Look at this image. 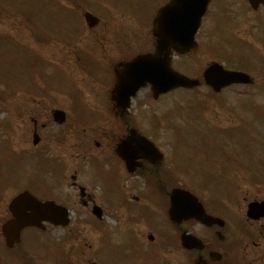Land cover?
<instances>
[{
    "label": "rangeland",
    "instance_id": "obj_1",
    "mask_svg": "<svg viewBox=\"0 0 264 264\" xmlns=\"http://www.w3.org/2000/svg\"><path fill=\"white\" fill-rule=\"evenodd\" d=\"M158 1L0 0V177L4 179H0V183L12 181L9 183L10 194L0 201V232L1 223L9 217L8 204L11 196L16 192L28 189L42 198L57 194L53 189L56 180L64 177L66 172L63 169L68 167L67 179L71 183L70 176L75 173L76 164L81 165L83 180L87 183V177L93 173L88 158L93 155L92 153L100 154L108 150L107 143L114 141L113 137L105 139L98 137L97 140L101 141L102 145L99 149L94 144L91 147L90 139L94 138L91 129L99 125L114 126V118L109 113L104 117L109 102L95 101L92 96L85 94H89L91 84H88L89 70L85 68L87 64L80 47L103 46V43L97 42L96 35L107 37L104 40L107 42L105 45L112 50L108 63L123 59L125 53L131 55L133 52L151 50L155 38L149 21L159 7ZM220 1H214L213 12ZM224 2L232 6V9L240 6L239 0ZM86 10L97 15L100 23L94 32L88 29V33L77 39L74 44L75 49L78 48L76 53H73L72 48L66 49L69 43L65 41L66 53L62 59V55L56 54L55 43L50 39L51 36L57 39L60 34L57 22L54 24L53 20L70 18L74 21L73 24L67 21L59 23L67 27L75 24L79 26L82 23L87 30L84 18ZM216 28L217 25L214 27L215 33ZM225 34L230 40L228 32ZM220 35L224 36V32L222 31ZM202 39L206 38H198ZM116 42H120L118 46ZM128 48L131 52L127 51ZM31 52L36 54V59L32 61L29 60L33 55ZM229 53L230 48L226 43L216 47L200 45L187 56L175 55L173 65L190 76L202 77L204 66L212 60H224L228 66H233ZM248 54L253 53L249 51ZM248 54L242 48L235 55L246 56L253 62L237 65L250 69L249 72L256 79L252 85L234 84L221 92H214L209 85L202 82L196 88L189 90L177 88L158 97H152L151 92L144 89L142 91L146 93L145 98L138 99L132 108L134 111L137 105L138 114L135 117L141 131L155 138L162 146L166 154L164 163L173 169V173L180 176L176 180L177 183L192 187L200 192L201 197L216 199L224 206L231 205L230 214L235 220L244 218L247 215L248 202L260 198L263 192L259 164L264 133V107L260 103L264 101V84L259 58L250 57ZM242 61L246 62V59L243 58ZM68 63H72L69 66L73 69L72 76L65 68ZM105 77L107 78V75ZM76 81L82 82L80 89L85 97L81 102L82 95L74 94V103L85 118L71 110L69 120L64 124H57L53 120L52 110L64 100L58 90L80 93ZM23 86L32 87L31 91L27 89L28 98L30 101L33 99L39 101L42 116L23 118L19 116L18 102L14 101L11 108L7 106V99L15 97L16 100L20 99L24 94ZM12 92L14 93L10 97L8 94ZM40 92L42 93L38 94ZM82 103L85 108L91 109L98 105L104 111L100 115H95L82 107ZM35 119L38 121L37 131L41 137L37 145L33 143ZM6 121L11 122V126L6 124L3 126L2 123ZM7 127L12 134L8 132ZM242 148H246L247 155L243 153ZM241 153L246 157L247 163L238 162H245V157ZM109 157L107 156L108 160L99 161L100 168L106 167V170L96 169L97 173L94 174L98 175V180L95 181L94 191L107 195L104 197L117 198L122 183L116 170L117 166ZM204 168H210L209 172L216 175L231 176L219 177L220 181L214 183H211L213 181L211 180L208 187H202L203 190L199 185L207 183L205 179H209ZM60 172L61 177L58 178ZM14 183L17 186H14ZM143 183L144 181H140L139 188L130 189L131 192L140 194L147 190L146 183ZM197 185L200 188L196 187ZM88 186L93 189L92 186ZM67 187H63V194L60 196L64 200H67L64 196L72 198L74 195ZM154 189L157 190L155 187ZM79 197L78 194L76 199L67 200L76 209V214H72V220L77 217V221L86 216ZM98 202L105 205L109 211L107 222L110 227L119 231V223L115 218L119 209L115 210L112 205L105 204L104 198H98ZM238 207L242 209L238 210ZM127 211L129 208L124 207V213ZM141 220L148 221L146 217H140L139 221Z\"/></svg>",
    "mask_w": 264,
    "mask_h": 264
},
{
    "label": "flooded vegetation",
    "instance_id": "obj_2",
    "mask_svg": "<svg viewBox=\"0 0 264 264\" xmlns=\"http://www.w3.org/2000/svg\"><path fill=\"white\" fill-rule=\"evenodd\" d=\"M238 3L240 6L232 9V6L226 5L224 0H221L214 12L212 5L208 8L207 17L205 16L207 20L205 19L202 23L208 25L204 30H202L204 26L202 25L199 30V37L206 39L199 40V46L214 45L216 47L228 43L230 58L236 65L234 69L248 73H250L249 69L239 66L250 64L248 63L250 60L246 56L238 57L235 54L242 48L247 54L249 51L252 52L253 54L248 55L259 58V68L262 70L264 84V0H256L254 6L250 5L248 0H239ZM210 15L212 18L208 19ZM65 30L66 33L55 40L56 54L62 55V59L66 53L65 41L69 43L66 49H74L73 53L77 50L74 46L75 34L69 29ZM222 31L224 36L220 35ZM225 32H228L230 40L222 42L220 39L224 41L227 39ZM105 38L107 37L96 35L97 42L103 43V46L80 47V50L87 64L85 68L89 70L88 84H91L89 94H85L92 96L91 98L95 101L109 102V108L104 117L109 113L114 118V126L99 125L91 129L94 138L90 139V146L94 144L99 149L102 142L97 140L98 137L104 139L113 137L114 141L107 143L108 150L100 154H94L90 149V153L94 156L91 155L93 157L90 156L87 160L91 162L93 173L89 174V177L86 176L87 183L83 180L81 165L76 164L75 173L70 176L71 183L67 179L68 167L63 169L66 172L64 177L56 180L53 189L57 194L42 198L37 193H33L41 200L51 199L59 204H68L65 205L70 211V221L67 224L51 222L48 217L42 216L37 224L25 226L17 240H14V229L9 230L10 244L2 233L4 223L16 217L14 211L9 208V202V217L1 223L0 245L3 249L0 248V264H264V133L259 164L261 168L259 177L263 192L260 198H254L248 202L249 205L252 201L260 200L263 213L257 217L249 216L246 212L247 215L244 218L235 220L230 214L231 205H221V202L216 199L201 197L200 192L198 193L190 186L179 185L176 180L180 176L173 173V169L164 163L163 152L156 142L158 150L152 148L149 142L145 143L135 139L133 131L138 134L142 132L134 126L138 121L131 109L132 106L128 109L118 106L113 96L116 78L112 69L117 61L108 63L112 50L106 47ZM154 44L156 46V41ZM155 46L153 45V48ZM243 58L247 63L242 61ZM69 59L71 61L72 55ZM214 61L218 60H212ZM71 64H66L65 68L72 72L73 69L69 67ZM250 74L253 76L252 83H255L254 75ZM76 84L81 92L82 82L76 81ZM146 88L151 91L150 85L144 89ZM27 89L29 88H23L24 94L20 97V117L42 116L39 101L36 99L30 101ZM58 91L64 100L53 109V112L61 109L68 117L71 110H77L74 94L82 95L81 102L84 101L85 94ZM151 94L154 96V91ZM139 95L145 97L146 94L137 93L132 101L136 100ZM260 103L264 107V101ZM103 111L98 105L90 109V112L95 115H100ZM37 127L38 121L35 119L34 132L37 131ZM8 132L11 134L10 128ZM120 144L122 147L119 149ZM242 150L245 154L246 148ZM244 154L241 153L242 156ZM107 156H110L109 160L116 164V170L122 183V189L116 196L117 198L104 197L107 195L99 193L98 189V193L94 191L95 181L98 180V175L94 173H97L96 169L106 170V167L100 168L99 161L108 160ZM238 162L247 163L248 161L245 157V162ZM207 173L209 179H205L207 183L203 188L208 187L211 180H213L211 183H214L220 181L219 177L231 176ZM57 177H61V172ZM99 178L102 177L99 176ZM139 180L144 181L143 184L146 183L147 190L134 194L130 189L139 188ZM9 183L7 181L0 183V201L10 194L11 185ZM14 186L17 185L14 183ZM64 186H68L67 189L74 194L72 198L64 197L67 200L76 199L79 194L81 207L87 211L84 210L83 213L86 216L80 221H77V217L72 220V214H76V209L69 201L60 197ZM176 187L190 191L197 198L189 196L187 199H181L182 210L173 213L172 205ZM24 190L16 192L11 198ZM97 197L106 199L105 204L112 205L115 210L119 209V214L115 216L119 223V231L110 227L107 222L109 211L105 205L98 202ZM175 199L179 200L178 197ZM124 207L129 208V211L124 213ZM240 209L242 207H238V210ZM206 214L212 217L208 219ZM140 217H146L148 221H139Z\"/></svg>",
    "mask_w": 264,
    "mask_h": 264
},
{
    "label": "water",
    "instance_id": "obj_3",
    "mask_svg": "<svg viewBox=\"0 0 264 264\" xmlns=\"http://www.w3.org/2000/svg\"><path fill=\"white\" fill-rule=\"evenodd\" d=\"M253 1L251 0V2ZM209 2L210 0H172L160 10L154 21V32L159 38L158 54L141 55L129 64H122L123 66L118 67V70L124 74L122 84L128 82L131 86L130 94H134L140 85L145 84L146 81L152 82L161 91H166L178 85L190 87L199 84L197 79L188 78L170 67L168 52L171 47L180 52L193 50L196 47L195 33L200 26L202 16ZM86 18L90 25L97 21L90 12L86 13ZM165 51H167V54L162 57L161 53ZM205 77L216 89L234 81L250 80L247 74L225 70L219 64L206 69ZM126 101L128 105L129 99ZM56 117L60 120L63 119L58 114H56ZM251 206V210H254V212L259 213V210H261L260 204H252ZM253 206H256V208ZM19 207L21 213L16 219L7 222L5 228L13 225L14 228L20 229L26 224L39 220L41 213L51 211L60 218L58 221L68 222V213L63 206L57 205L53 201H39L29 192L21 193L12 201L11 208L18 209ZM25 207L32 209L35 216L25 211Z\"/></svg>",
    "mask_w": 264,
    "mask_h": 264
}]
</instances>
